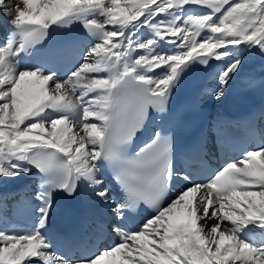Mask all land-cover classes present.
Segmentation results:
<instances>
[{
    "label": "bare ground",
    "instance_id": "bare-ground-1",
    "mask_svg": "<svg viewBox=\"0 0 264 264\" xmlns=\"http://www.w3.org/2000/svg\"><path fill=\"white\" fill-rule=\"evenodd\" d=\"M118 1L0 0V24L49 25L66 15L84 14L109 27L107 38L91 51L92 58L66 82L21 73L9 54L0 50V264H63L45 253L37 240L22 239L24 232L8 216L7 199L2 198L14 189L31 190L27 183L33 185L37 178L30 157L38 150L60 152L70 159L93 212L97 203L113 210L92 165L103 133L107 95L101 90L107 84L128 73L149 78L152 90L164 92L184 63L204 57L212 62L213 73L205 103L218 111L229 87L249 68L241 64L264 40V0H221L219 6L212 1L195 0L186 6L191 0H141L147 5L135 8L131 2ZM192 9L204 15L194 16ZM233 9L242 12L237 22L228 14ZM174 32L179 39L172 38ZM111 34L114 38H109ZM106 56L116 59L111 77L103 74ZM151 72H155L153 78ZM73 84L83 85V94L95 92L88 107L78 104L71 92ZM87 120L91 121L88 126ZM258 157L264 163V150ZM172 196L121 259L102 254L92 264H264V241L253 244L244 230L252 219L264 227V176L240 180L238 190L221 197L204 187L189 189L187 185ZM182 225L187 229L174 238ZM192 240L198 243L193 254L184 251Z\"/></svg>",
    "mask_w": 264,
    "mask_h": 264
},
{
    "label": "rangeland",
    "instance_id": "rangeland-1",
    "mask_svg": "<svg viewBox=\"0 0 264 264\" xmlns=\"http://www.w3.org/2000/svg\"><path fill=\"white\" fill-rule=\"evenodd\" d=\"M201 1H204V2H211L212 1V2H217V4H218V0H209V1H207V0H201ZM198 3H201V2H198ZM217 4H214V5L217 6ZM259 12H261V11H259ZM239 14L240 13L238 11H236V12L235 11H231V13L229 15H230L231 18L233 17L234 19H236V18H238L237 16H239ZM251 26L252 25L249 24L247 26V29H250L251 30V28H252ZM258 27H260V25H258ZM255 32H259V30L255 31ZM201 35H205V33H201ZM242 65H244V69L247 68V67H250L252 69H256V68H259V67H263L264 66V40L262 42H260V44H258V46L255 48V52L253 53V56L250 55L241 64V67H242ZM23 130H28V129H23ZM26 132H28V131H26ZM221 225L223 226L222 223H221ZM225 251H226V248H225ZM226 252H228V250Z\"/></svg>",
    "mask_w": 264,
    "mask_h": 264
}]
</instances>
